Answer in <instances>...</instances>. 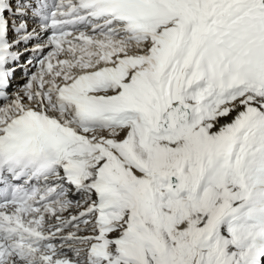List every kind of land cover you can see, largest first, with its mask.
Returning a JSON list of instances; mask_svg holds the SVG:
<instances>
[{"label": "snow or ice", "instance_id": "obj_1", "mask_svg": "<svg viewBox=\"0 0 264 264\" xmlns=\"http://www.w3.org/2000/svg\"><path fill=\"white\" fill-rule=\"evenodd\" d=\"M0 264H264V0H0Z\"/></svg>", "mask_w": 264, "mask_h": 264}]
</instances>
